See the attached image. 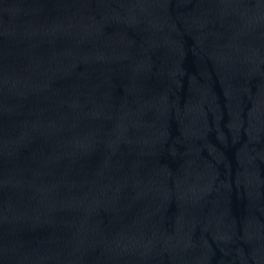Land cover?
<instances>
[{"label":"water","instance_id":"obj_1","mask_svg":"<svg viewBox=\"0 0 264 264\" xmlns=\"http://www.w3.org/2000/svg\"><path fill=\"white\" fill-rule=\"evenodd\" d=\"M0 264H264V0H0Z\"/></svg>","mask_w":264,"mask_h":264}]
</instances>
